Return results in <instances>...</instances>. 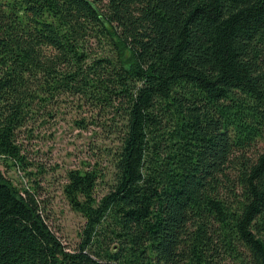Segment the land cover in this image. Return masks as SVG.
I'll use <instances>...</instances> for the list:
<instances>
[{
    "label": "trees",
    "instance_id": "obj_1",
    "mask_svg": "<svg viewBox=\"0 0 264 264\" xmlns=\"http://www.w3.org/2000/svg\"><path fill=\"white\" fill-rule=\"evenodd\" d=\"M67 104L80 240L0 172V264H264V0H0V159Z\"/></svg>",
    "mask_w": 264,
    "mask_h": 264
},
{
    "label": "rangeland",
    "instance_id": "obj_2",
    "mask_svg": "<svg viewBox=\"0 0 264 264\" xmlns=\"http://www.w3.org/2000/svg\"><path fill=\"white\" fill-rule=\"evenodd\" d=\"M87 114L84 109L64 105L55 117L39 119L19 133L22 161L0 159L2 175L15 184L35 187L46 223L69 248L80 240L85 219L70 208L63 193L67 171L92 167L101 148L109 143L95 124L77 125L75 119L86 121ZM105 165L106 161L100 166Z\"/></svg>",
    "mask_w": 264,
    "mask_h": 264
}]
</instances>
